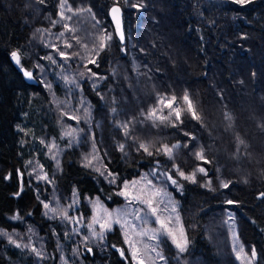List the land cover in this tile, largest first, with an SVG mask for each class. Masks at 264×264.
<instances>
[{"label":"trees","instance_id":"1","mask_svg":"<svg viewBox=\"0 0 264 264\" xmlns=\"http://www.w3.org/2000/svg\"><path fill=\"white\" fill-rule=\"evenodd\" d=\"M116 2L68 0L74 11L91 13L66 12L72 19L61 20L60 0H0V264H127L117 228L95 243L46 211L56 209L54 199L64 205L72 197L84 210L93 198L112 207L123 182L162 163L180 185L165 181L189 241L182 253L166 246L167 264H239L232 231L246 252L255 248L254 264H264V0H119L123 42L108 17ZM102 33L113 39L100 50ZM63 74L78 80L73 99L84 101L87 116L76 112L77 102L66 103L70 94L57 78ZM185 91L200 122L184 115L173 127L174 120L144 118L158 95ZM76 124L83 132L72 143L63 137ZM164 145L180 147L169 159ZM201 148L211 163L195 158ZM174 165L186 174L203 166L208 175L191 183Z\"/></svg>","mask_w":264,"mask_h":264},{"label":"snow or ice","instance_id":"2","mask_svg":"<svg viewBox=\"0 0 264 264\" xmlns=\"http://www.w3.org/2000/svg\"><path fill=\"white\" fill-rule=\"evenodd\" d=\"M128 0H124V3L127 4ZM236 3L240 4H245L250 2V0H235ZM41 3H43V0H41ZM133 8H140L143 7L142 4H132L130 5ZM61 11L59 12L61 20H71L72 16H79L81 13L87 11L91 13V9H84L80 8L77 10H73L72 6L68 3V0H60V5H59ZM70 12L72 13V16H66L65 13ZM111 14V20L114 23V30L115 34L118 35L119 39L121 42L124 41L125 36L122 28V9L119 6V0L114 4V6L110 10ZM94 19V17H93ZM97 23H99L97 21ZM64 29L69 32L73 33L75 32L74 28L69 27L67 23L63 25ZM61 36L64 35V33H60ZM113 39V34L112 33H102L99 37V43L97 47L100 50H103L107 47H109L110 42ZM76 43L79 44L80 40L76 38ZM66 48H72L73 45L71 43H68L67 41L65 42L64 45ZM85 48H87V45H84ZM76 55H79V53H76ZM96 55H99V52H96ZM12 59L19 65L20 64V56L17 52H12L11 53ZM59 56L65 60L70 59L71 57L69 54H67L64 51H59ZM48 59H52V57H48ZM53 63L55 61L53 60ZM89 63L91 64H96L95 59H90ZM90 72L91 69H88ZM24 75L28 77L29 79L32 78V73L29 71H25ZM83 75V73H81ZM93 76H95V73H92ZM167 110V111H165ZM116 110L113 109V112ZM184 115H188L191 117L192 120H195L197 122H200L202 117L198 113V110L196 108V105L193 101V99L190 97L189 93L185 91L181 97H177L175 94L172 95H158L156 103L153 107L147 110L146 114H144V118L146 120H151L154 124L159 121V123L163 124L166 122H171L175 121L176 123H173L172 126L176 127L177 123H183L182 117ZM72 119H79L78 117H70ZM226 119L230 120L231 117L226 115ZM121 127L124 128L125 135H129V129H128V123H124L121 125ZM75 129L72 131H69L66 133V135L71 136ZM185 136H190L189 133H185ZM191 140H195L196 138L194 136H190ZM240 144H243L244 141L242 139H239ZM188 145H184V147H187ZM52 147L54 148L55 145L53 144ZM123 145H120L121 150H123ZM180 147V145H173L172 147H169L168 145L163 146V153L169 157V159L173 158V148ZM140 148H142L145 152H147L149 155H152L153 153L149 151V148L145 144H140ZM158 152L160 151L159 149L157 150ZM195 158L197 160L203 161L205 164L211 163V161L207 160L205 155H204V150L201 148L199 151H196L194 153ZM55 158V157H53ZM85 160L87 161L86 167L90 166L92 163V160L89 159L88 157H85ZM175 169V174L179 177L182 178L185 181H189L191 183H196L197 182V174H203L204 176L208 175V170L203 167V166H197L191 173L186 174L183 170H181L178 166H173ZM96 171H100V169H96ZM103 174V173H101ZM109 175H112L109 173ZM161 175L165 176V180L170 181L172 185H176L179 187L180 185L178 184L177 179H174L172 175L165 173H161ZM40 179H47V176H42ZM142 179L147 180V177H143ZM114 182V181H113ZM230 182H222L221 186L223 188H228ZM140 184V181H132L130 184L125 183L123 186V189L118 193V195L124 196L126 199L129 200V203L136 202L145 207L146 214L145 216H141L137 214L135 216L136 220L143 221V223L148 222V214L150 212V215L155 217V223L159 225L158 229H146V228H140L137 230V225L130 223L129 221L125 220L123 223H121V219L119 216H117L116 219H113V213L108 212L107 209H104L103 206L100 204L99 199H97L96 203L93 205L94 209L96 210L97 214L93 216L92 218V224H99L100 228L103 231H110L112 229L113 223L120 225L122 229H125L124 231V239L125 242L129 245V251H130V256L132 260L135 262V264H146V259L145 257L147 256L148 252L155 253L157 257H159L160 260L165 259L158 251L157 247L151 246L147 243L144 244V248L141 249L140 247L137 246L138 241L133 240L132 236L136 237H147L148 240H158L160 236H167L168 238L171 239L172 243L175 245V247L179 250V252H184L187 248V245L189 243L186 235H185V230L182 225L179 227H174L173 225V218L171 216L164 217L162 218L159 212L162 211H167V209H160L159 208V203L161 201L158 200V198L162 195V190L159 188H156L151 180H147V184L137 188V185ZM208 186H210L211 181L209 180L207 182ZM135 189V193L129 191V189ZM264 195V194H261ZM228 204H233L234 202L229 200L227 201ZM44 207L47 209L49 208L48 204H44ZM51 211L55 212L56 209H50ZM103 211L107 219L104 220L103 223H101V218H100V211ZM175 206L172 207L171 211L175 212ZM140 210H138L139 213ZM65 217H67V213H64ZM231 218V217H230ZM175 222L177 225H179V216L177 215L175 217ZM91 227V225H89ZM103 231L100 233H96L93 231V236L99 235L101 238H103ZM9 242L16 244L14 240H12L9 237ZM17 247H20V245H16ZM91 251V249H88ZM34 252L39 256L41 255L36 249H33ZM236 251V259L241 261V264H253V261L256 259L257 253L255 248L251 249V255L249 256L247 253L244 252L243 246H240L239 249H235ZM121 256H124V250H120ZM150 259V257H149ZM152 264H155L153 261Z\"/></svg>","mask_w":264,"mask_h":264},{"label":"rangeland","instance_id":"3","mask_svg":"<svg viewBox=\"0 0 264 264\" xmlns=\"http://www.w3.org/2000/svg\"><path fill=\"white\" fill-rule=\"evenodd\" d=\"M15 64H17V63L15 62ZM62 65L66 66V63L62 62ZM17 66L21 67L20 64L19 65L17 64ZM67 75L63 74V75H60L61 77H57L58 81L61 83L62 87L64 89H66V92H68V94H70L69 97H67L68 99H67L66 103L70 104V102H72V101L77 102L78 107L81 106L82 108L80 107V110L77 109L76 112H79V113L84 112L86 114L85 110L83 109V106H84L83 102L84 101L81 104L80 102L73 99L74 96L79 95V93H80L79 87H78V80L75 81V77L73 75H68V76ZM66 107H67V105H66ZM63 114L65 115V112ZM86 116H87V114H86ZM86 116H85V118H86ZM71 117H72V115H71ZM73 117H74V115H73ZM73 120L77 121L76 119H73ZM71 127L73 129H75L73 134L71 136L65 135V133L72 131V129L71 130L67 129V131H65V133H64L65 136L63 138H65L67 140H71L72 143H75L77 141L76 135L78 137L81 136V133L83 132V130H82V127H79L78 124H76L75 126L71 125ZM96 163H97V161L95 162V165H96ZM165 172L167 174L173 176L171 171L165 166V164L162 163L159 165V167H157V169L153 170L152 172H149L147 174L146 173L141 174L137 178L123 182L121 184L120 191L123 189V186L125 183L130 184L132 181H140V184L137 185V188H139V187L146 185L147 180H151L152 184L156 188H159L162 190V195L158 198V200L161 201L159 203V208L160 209H167V211H162V212H159L158 214H160L162 218L171 216L173 218V225L172 226H174V227H179L180 225L183 226L181 219H180L179 211H178V203L174 199L173 193L170 191L171 188L165 182L166 181L165 176L161 175V173H165ZM143 177H147V180L142 179ZM129 191L135 193L136 190L130 188ZM119 197L121 199V202L119 204L113 205L112 207L107 206L104 202H102L99 199V202L103 206V208L107 209L108 212L113 213V219H116L117 216H119V218L121 219V223H123L125 220H127L130 223L136 224L137 230H139L140 228H146V229H158L159 228V225L157 223H155V217L151 216L150 212L147 213L148 214V222L147 223H143V221H139V220L135 219V216L137 214H139L141 216H145L147 210L145 209V207L143 205L136 203V202L129 203V200L126 199L124 196L119 195ZM97 199L98 198H93V199H88L85 201V204L87 205L88 210H84L82 207H80L79 201L76 200L75 197H72V198H69L68 200H66L67 203L64 205L61 204V202L58 199H54L53 205L56 206L57 211H55V212L46 211V213L49 214L50 219L56 218L57 216H58L59 220L63 219L61 221H64L68 224L70 229L73 230L74 235H76L78 233L81 235L82 234L88 235V240L91 242H95V243H97L100 240H103V238L105 237V235L108 232L112 231L114 228H117L119 233L121 234L122 239H123L125 249L128 253V256L130 257L127 264H135V262L132 260V258L130 256L129 245L125 242V239H124L125 229H122L120 227V225L113 223L112 229L110 231H103L100 228L99 224H92V218L94 215L97 214L96 210L93 207V205L96 203ZM173 206H175V209H176L175 212L171 211ZM138 210H140L139 213H138ZM64 213H67V217H65ZM99 215L101 218V223H103L104 220L107 219V217L105 216V214L102 210L100 211ZM177 215L179 216V225H177L175 222V217ZM89 225H91V227H89ZM93 231H95L96 233H100L103 231V238H101L99 235L93 236V234H92ZM185 235H186V232H185ZM132 239L138 241L137 246L140 247L141 249L144 248L145 243H147L151 246L157 247V251L165 258L163 260H160L159 257L156 256L155 253H152L149 251L147 256L145 257L146 264H152L153 261L155 262V264H167V258L164 254V249L166 248V246L171 247L177 253H181L175 247V245L172 243L171 239L168 238L167 236H160L158 240H148L147 237H136L133 235ZM230 239H231V244H232L233 250H234V248L238 250L241 245H240V243H239V241H238V239H237V237L233 231L231 233ZM244 252L247 253L249 256L251 255L250 252L248 253L245 250H244ZM234 253H235V258H236V251H234ZM37 257H38V259H41V256H37ZM149 257H150V259H149ZM237 262L239 264H241L240 260H237ZM245 264H246V262H245ZM253 264H254V261H253Z\"/></svg>","mask_w":264,"mask_h":264},{"label":"water","instance_id":"4","mask_svg":"<svg viewBox=\"0 0 264 264\" xmlns=\"http://www.w3.org/2000/svg\"><path fill=\"white\" fill-rule=\"evenodd\" d=\"M113 7V6H112ZM111 7V8H112ZM111 8L109 9V11H108V17H109V20H110V23H111V25H112V27H113V29H114V23L112 22V20H111V14H110V10H111ZM122 28H123V25H122ZM115 31V30H114ZM116 37L119 39V37H118V35H116ZM120 40V39H119ZM121 42V41H120Z\"/></svg>","mask_w":264,"mask_h":264}]
</instances>
